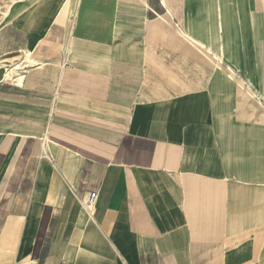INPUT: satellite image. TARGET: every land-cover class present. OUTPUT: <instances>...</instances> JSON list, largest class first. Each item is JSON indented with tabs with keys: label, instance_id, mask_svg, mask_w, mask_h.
<instances>
[{
	"label": "crops",
	"instance_id": "crops-1",
	"mask_svg": "<svg viewBox=\"0 0 264 264\" xmlns=\"http://www.w3.org/2000/svg\"><path fill=\"white\" fill-rule=\"evenodd\" d=\"M38 3L15 19L25 40L49 29L47 17L36 20ZM229 4L216 7V16L224 9L240 36L243 17ZM160 5L173 15L167 0ZM131 7L90 6L83 21L91 34L39 42L40 49H66L70 61L48 63L60 65L49 115L44 103L36 105L51 133L12 132L0 143V179L8 174L0 182L2 264H264V113L229 63L226 82L216 75L212 85L179 69L143 67L137 37L122 36L115 23ZM105 21L109 37L95 35ZM193 29L179 31L211 55L198 44L207 33ZM11 33L1 44H15ZM35 41L30 49L37 51ZM46 137L58 144L54 156H45ZM15 151L19 170L7 156ZM94 190L90 214L84 200Z\"/></svg>",
	"mask_w": 264,
	"mask_h": 264
},
{
	"label": "rangeland",
	"instance_id": "rangeland-1",
	"mask_svg": "<svg viewBox=\"0 0 264 264\" xmlns=\"http://www.w3.org/2000/svg\"><path fill=\"white\" fill-rule=\"evenodd\" d=\"M62 1L0 0V57L2 58L4 53H9L8 56L0 60L8 66L0 67V143H7L11 138L9 134L12 132H21L24 136L33 134L44 136L47 135V130L51 133L52 123L48 128V123L51 121L50 116H48L49 120L46 121V124L44 122L39 123L36 105L38 102L44 103V107L41 108L42 113L49 115L55 78L60 71V65L52 68L49 67L48 63L53 62L54 59H57L61 64L65 60L69 63L70 56L67 57L66 49L63 51V49H59V46L58 48L46 50L40 49L41 44L45 42V46L51 40L59 42L65 38L70 40L72 35L91 34L90 29L86 28V20L83 21L84 13L90 9V6L109 7L110 5H116V2L119 7L135 6V8L121 9V11H124L123 13L115 14V23L121 27L122 36L131 33L130 36L137 37L136 47L139 49V63L143 64V67L147 65L155 69L158 74L173 73L179 69L182 77H189L190 79L199 75L200 79L203 77L204 82L207 81L212 85L216 82L213 81L216 75H220L226 82L225 78L229 72L226 63H229L233 67L235 66L236 78L243 80L247 91L251 95L252 104L258 107L260 113H264V0H246L248 3L229 0L230 13L235 15L237 13L235 10L238 8L241 17H243L240 22L242 31L240 36L233 35V40L229 43L230 49L228 48L225 51V61L220 64L221 70L215 64L217 59L201 51L194 44L192 45L179 30L194 27L193 31L199 37H205L207 28L210 27L212 21L220 19V16H216L218 12L216 7L221 5L224 8L223 0H167L172 16L160 5V0H68L65 5ZM35 3H38L35 6L39 7L36 16L38 23L43 18H45L43 20H46L47 17L46 26H49V29L52 27L54 31L50 34L48 30V34L44 36L48 35V38L39 44L37 51H35L34 56L41 58L44 64L31 62L27 65L23 64L21 53L17 52L14 47L24 46L28 41L16 29L15 19ZM60 4L62 7L60 17L58 22L55 23L64 26L56 27L54 26L55 23L52 24L49 19L58 12ZM107 23L105 21L101 24L94 34L99 37H106L111 34L109 28H106L108 27ZM231 24V30H233L236 26L232 22ZM73 26L74 30L70 34L69 32ZM152 27H154V34L151 32ZM11 31L12 33L8 36L9 38L11 36L15 44L7 45L8 42L1 44L2 34H8ZM206 40L207 44L212 46L214 51H217L216 42H212L211 37L208 38V36ZM34 41L32 40L29 43L27 49L31 48ZM15 62L20 67L14 69L10 77H2L1 72L4 68L10 70ZM6 124H10L12 128L4 129ZM7 156L10 162L18 163L16 170H19L20 153L15 151ZM7 181L8 174H3L0 179L1 186ZM45 217L47 218V215ZM43 227L44 223L37 240L36 253L41 241L40 238L43 236ZM54 245L55 238L52 241L51 249ZM6 257L7 255L0 253L1 264L7 262ZM15 262L11 261L9 264H15ZM46 264L53 263L48 261Z\"/></svg>",
	"mask_w": 264,
	"mask_h": 264
},
{
	"label": "bare ground",
	"instance_id": "bare-ground-1",
	"mask_svg": "<svg viewBox=\"0 0 264 264\" xmlns=\"http://www.w3.org/2000/svg\"><path fill=\"white\" fill-rule=\"evenodd\" d=\"M227 1H229V0H223V2H227ZM66 2H67V0H63L62 1V3H64V4ZM163 2L166 3V0H163ZM244 2H247V1L245 0ZM61 4L58 7L59 10L61 8ZM219 13H220V15H219L220 16V19H218L217 21L216 20H213L212 23L210 24V27H208V29H207V36H208V38L211 37L212 42H216L217 51H214L213 47L210 46L209 44H207V41H204V40L201 41L200 40V41H198V44L200 46H202L204 49H206L211 55H214L215 58L218 59L219 61H225L224 60V58H225V51L230 47L229 43H230L231 40H233L232 39L233 38V35L235 34V36H237V35L239 36V25H237V23L235 22V19H233V20L231 19V22L233 23V25L236 26L233 30H231V28H232L231 25L232 24L229 23L230 22V19L229 18H227V19L225 18V16H224V9L220 8ZM51 22H52V19H51ZM48 30L49 29H47L45 31V33L42 36H40V39H39V37L36 39L35 42H36L37 45H39V42L42 39L45 38L44 36L46 34H48ZM231 31H233L232 34H231ZM186 36L188 38L192 39V40H195L196 39L192 35V32H187L186 33ZM31 41H32V38L28 39V41L26 42V44L24 46H16L15 47L16 50H17V52L21 53V55H22L23 64H27V63H31V62H39V60L34 56L35 55V50H33V49H27V46L29 45V43H31ZM43 41H41V42H43ZM8 55H9V53H4L3 56H2V58L3 57H6ZM2 58L0 57V60ZM39 63H41V62H39ZM0 67H8V66L4 63V61H2V62H0ZM19 67L20 66L17 65L16 62H15V65L10 70L4 68V70L1 72L2 77H4V78L10 77L11 76V73L14 72V69H18ZM22 71H20V72H22ZM259 123H261L260 120H259ZM57 146H58V144L54 140H51L50 138L46 137L45 138V142H44V146H43V151L45 152V156H49V154H51L52 156H54V154H55L54 148L57 147ZM85 209L91 214V213H93L95 211V206L94 207H91V208L85 207Z\"/></svg>",
	"mask_w": 264,
	"mask_h": 264
},
{
	"label": "built area",
	"instance_id": "built-area-1",
	"mask_svg": "<svg viewBox=\"0 0 264 264\" xmlns=\"http://www.w3.org/2000/svg\"><path fill=\"white\" fill-rule=\"evenodd\" d=\"M98 199V192L97 191H91L86 199L84 200V205L87 208L94 207L96 204V201Z\"/></svg>",
	"mask_w": 264,
	"mask_h": 264
}]
</instances>
